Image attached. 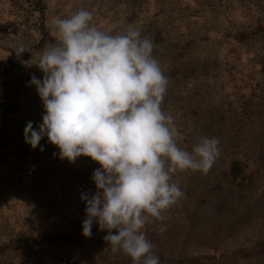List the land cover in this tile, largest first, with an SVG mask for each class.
I'll list each match as a JSON object with an SVG mask.
<instances>
[{"label":"rangeland","instance_id":"374dc122","mask_svg":"<svg viewBox=\"0 0 264 264\" xmlns=\"http://www.w3.org/2000/svg\"><path fill=\"white\" fill-rule=\"evenodd\" d=\"M79 9L100 30L132 26L152 41L178 146L219 140L210 171L177 172L184 197L143 229L159 264H264V0H0V264H133L95 223L82 235L80 196L95 192L99 165L23 139L41 123L29 80L43 78L39 53L58 42L51 20Z\"/></svg>","mask_w":264,"mask_h":264},{"label":"clouds","instance_id":"9594fccd","mask_svg":"<svg viewBox=\"0 0 264 264\" xmlns=\"http://www.w3.org/2000/svg\"><path fill=\"white\" fill-rule=\"evenodd\" d=\"M51 24L58 42L39 53L43 78L29 80L42 101L41 123L26 124L24 142L43 151L47 138L60 159L96 162L95 192L80 196L82 235L91 237L95 223L107 231L113 253L122 251L133 264H159L143 229L184 197L172 179L177 172L210 171L219 140L201 138L191 151L178 146L175 118L162 109L169 81L139 29L100 30L86 9Z\"/></svg>","mask_w":264,"mask_h":264},{"label":"trees","instance_id":"16d2710c","mask_svg":"<svg viewBox=\"0 0 264 264\" xmlns=\"http://www.w3.org/2000/svg\"><path fill=\"white\" fill-rule=\"evenodd\" d=\"M237 160H233L232 161V171H231V173H232V175L235 177V175H236V177L238 176V172L236 171V165H237Z\"/></svg>","mask_w":264,"mask_h":264}]
</instances>
